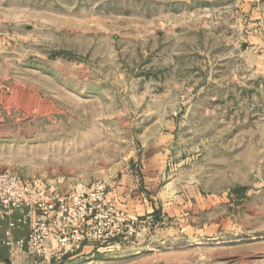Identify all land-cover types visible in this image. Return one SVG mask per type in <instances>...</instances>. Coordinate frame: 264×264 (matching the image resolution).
Instances as JSON below:
<instances>
[{
	"label": "rangeland",
	"instance_id": "1",
	"mask_svg": "<svg viewBox=\"0 0 264 264\" xmlns=\"http://www.w3.org/2000/svg\"><path fill=\"white\" fill-rule=\"evenodd\" d=\"M0 171L128 226L43 264H264V0H0Z\"/></svg>",
	"mask_w": 264,
	"mask_h": 264
},
{
	"label": "built area",
	"instance_id": "2",
	"mask_svg": "<svg viewBox=\"0 0 264 264\" xmlns=\"http://www.w3.org/2000/svg\"><path fill=\"white\" fill-rule=\"evenodd\" d=\"M102 187L97 183L89 189L61 193L51 183L0 171V220L7 224L2 243L10 249L28 247L35 257L34 263L43 264L47 260L60 261L87 242L105 243L122 235L128 227L124 219L110 231H105L100 223L91 227V218L104 203L99 194ZM25 224L28 233L13 238L14 229Z\"/></svg>",
	"mask_w": 264,
	"mask_h": 264
},
{
	"label": "crops",
	"instance_id": "3",
	"mask_svg": "<svg viewBox=\"0 0 264 264\" xmlns=\"http://www.w3.org/2000/svg\"><path fill=\"white\" fill-rule=\"evenodd\" d=\"M17 214L18 213H16V215ZM31 217L32 215L29 216V219H31ZM6 225L7 224L5 221L0 220V264H35L33 254L28 247L24 248L23 250L10 249L2 243ZM28 229L29 228L27 224L20 225L16 229H14L12 237L16 239L20 236H24L28 233ZM9 253L11 254V256H9Z\"/></svg>",
	"mask_w": 264,
	"mask_h": 264
}]
</instances>
